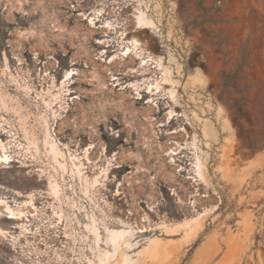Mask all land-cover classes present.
Returning <instances> with one entry per match:
<instances>
[{
	"label": "rangeland",
	"instance_id": "1",
	"mask_svg": "<svg viewBox=\"0 0 264 264\" xmlns=\"http://www.w3.org/2000/svg\"><path fill=\"white\" fill-rule=\"evenodd\" d=\"M75 4L91 2L0 0V143L10 156L0 160V198L14 212L0 203V264H108V232L121 226L134 231L135 264H264V0L136 7L159 29L129 36L172 69L170 120L168 98H136L111 79H135L126 68L137 65L98 60L103 29L90 30ZM66 71L57 100L42 92ZM187 141L172 162L167 148ZM198 158L207 181L189 173ZM191 200L215 206L198 236L183 244V231L164 232L169 256L138 255L160 224L193 215Z\"/></svg>",
	"mask_w": 264,
	"mask_h": 264
},
{
	"label": "bare ground",
	"instance_id": "2",
	"mask_svg": "<svg viewBox=\"0 0 264 264\" xmlns=\"http://www.w3.org/2000/svg\"><path fill=\"white\" fill-rule=\"evenodd\" d=\"M101 14L102 10L100 9H94L90 14H88L87 12H81L79 14L82 20L87 21V27L90 30H96L97 28L103 29V31L101 32L102 35L98 40H96V42L101 45V48L97 50L96 53L97 59L103 61V63L106 64L117 62L121 63L122 65L123 63H126L127 65H137L128 66L126 68L127 73H132V76L136 77L135 79L124 82L120 80L121 77L115 76L114 74L111 76V79L116 81L117 85L120 84L121 89L130 88L134 93V97L136 98H143V92L147 91L154 92L153 94L157 93L163 95L164 97L169 99V102L173 103L177 101V89L175 81L172 77V69L165 61V56L153 53L147 47L146 41L137 36H129L130 32L124 26H120L119 22L113 19H102L100 18ZM133 17V32L139 30H149L154 32L155 29H159L155 19L150 17L144 9L136 8ZM98 22L101 23L99 26L97 25ZM59 25H61L62 28H58V34H62L65 31V28L63 23ZM78 31L79 30L77 29L69 31L68 33H70L71 35H77L79 33ZM85 39L86 38L84 37L83 40L85 41ZM85 43L86 42H82L79 49H81V52H83L84 55H87L88 57L91 50L85 45ZM110 47H112V50L108 49ZM111 52H113V54H110ZM168 53L171 62H174L173 53H171L170 51ZM104 56L105 58H102ZM108 57H110L109 60H107ZM118 59L119 61H117ZM133 61L134 63L132 64ZM71 75H73L72 71H66L64 80L61 82V85L57 84L55 80H52L47 88L42 89V92L46 95L51 94L53 96V100H57L61 96L60 90L64 89V87L67 86L65 84L69 81ZM55 90H57V92H53ZM152 99L153 97H151L148 101L150 102ZM172 103H170V109L167 113L168 120L174 118L177 114V111L174 108L175 105L174 103ZM4 104L5 97L0 92V105ZM47 104L50 105L51 102L48 101ZM190 142L191 141H187L184 144L176 142V144L169 146L167 148V154L169 155L170 160L172 162L176 161V155L182 152L184 148H188ZM192 142L194 143V140H192ZM50 150L51 152H53V154H57L55 144H51ZM7 152L8 151L6 150L4 143L1 142L0 160L7 162L10 159V156L8 157ZM192 167L193 168L189 170V173L192 174V178H194L195 180L207 181L206 176L203 172V165L200 161V158H198L197 161L193 162ZM97 182V178L90 181L93 186H95ZM53 187L54 189H57L58 185L54 184ZM4 200L0 198V203H5ZM195 202V200L190 201V205L194 207L193 215L184 216L183 218H181V220H179V222L174 224H169L167 222H163L162 224H160L159 227L163 229V233L151 236L148 239V242L142 247L141 250L138 251L137 254L143 255L148 259L156 261H161L169 256L172 253L168 248L170 239H168L167 241L162 237L164 232L169 235L177 234L183 231V235L181 237L182 243L190 244L203 229L206 216L215 208V206H213L204 208L202 211H200L196 209ZM5 204L8 211L14 213L13 207L8 205L7 202ZM94 232L96 234V237L100 239L101 233L96 226H94ZM1 233L3 232L0 231V234ZM130 235H134V231L127 226H121L119 228H112L109 230L107 239L110 245L113 246V250L105 251L103 258L104 263L135 264V262L138 261V259H133V256L128 253L127 250V247L133 246V244L130 242Z\"/></svg>",
	"mask_w": 264,
	"mask_h": 264
},
{
	"label": "built area",
	"instance_id": "3",
	"mask_svg": "<svg viewBox=\"0 0 264 264\" xmlns=\"http://www.w3.org/2000/svg\"><path fill=\"white\" fill-rule=\"evenodd\" d=\"M91 2L90 6L87 8H76V10L81 12H87L90 14L94 9L102 10L100 18L102 19H113L120 23V26H124L129 32L133 30L132 20L134 19V11L136 7H141L149 9V12L153 13L154 6L160 3L161 0H89ZM147 6L149 8H147ZM99 23V22H98ZM132 26V27H131ZM134 33H129L130 35ZM165 42H161V46L166 48ZM112 50V47L108 48ZM110 58V57H109Z\"/></svg>",
	"mask_w": 264,
	"mask_h": 264
}]
</instances>
